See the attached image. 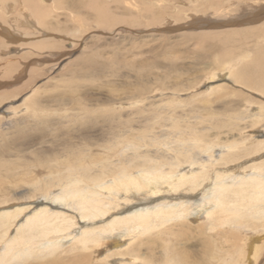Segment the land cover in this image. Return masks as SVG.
Here are the masks:
<instances>
[{
    "label": "rangeland",
    "instance_id": "374dc122",
    "mask_svg": "<svg viewBox=\"0 0 264 264\" xmlns=\"http://www.w3.org/2000/svg\"><path fill=\"white\" fill-rule=\"evenodd\" d=\"M9 1L12 5L0 3V209L21 204L36 207L42 198H33L32 179L49 173L31 166L47 158L61 163L81 151L89 157L87 149L97 152L89 143L104 139L100 128L108 119L113 126L114 119L119 124L130 121V127L150 130L160 139L173 137L172 132L179 136V130L200 131L213 145L197 157L207 166L216 164V171L227 168L240 175L253 165L264 167V150L243 154L244 161L221 160L228 156L226 146L231 143L251 148L254 142L264 141V87L239 83L233 76L251 67L252 51L264 46V21L230 24L243 14L234 5L249 0H222L216 6L212 0H74L83 4L73 10H68L73 0H40L49 9V22L57 24L58 30L51 31L37 25L26 0ZM243 7L249 10L251 2ZM68 11L77 14L74 19ZM42 32L49 36L44 38ZM248 33L252 36L247 42L234 43L233 53L226 56L218 37ZM43 40L57 48L34 47ZM125 132L119 129L117 134L126 136ZM53 190L58 193L62 188ZM78 221L70 237L82 230ZM234 221L216 231L190 220L174 221L135 242L128 237L118 250L105 242L86 253L72 236L64 240L59 253L64 260L81 257L87 264H181L185 259L197 264H264V215ZM133 256H139L138 262H128ZM41 262L30 259L20 264Z\"/></svg>",
    "mask_w": 264,
    "mask_h": 264
},
{
    "label": "bare ground",
    "instance_id": "6f19581e",
    "mask_svg": "<svg viewBox=\"0 0 264 264\" xmlns=\"http://www.w3.org/2000/svg\"><path fill=\"white\" fill-rule=\"evenodd\" d=\"M26 1L27 6L24 2L23 5L31 12L37 25L45 27L44 29L47 28L48 31L58 30L56 29L57 24L49 22V9L44 8L40 0ZM249 1L252 7L249 10L242 9L245 8L243 5ZM249 1L247 3L240 1L234 5L235 8L241 9L243 14L242 17L234 18L236 21L231 22V25L243 22L246 26H250L264 21V17H262L264 15V0ZM2 2L6 6L12 5V1L9 0L0 1V3ZM77 2L73 0L68 10L82 6L83 3L80 2L78 5ZM211 2L216 6V3L221 4L222 0H212ZM217 6L219 10L221 5ZM207 8L209 7L207 6ZM68 12L67 16H70L71 19L77 15L75 12ZM221 12L219 13L221 14ZM42 34L44 38L49 36L45 32ZM241 35L226 34L218 37L223 44L226 56L233 53L230 46L234 43L245 44L252 33ZM203 39H207V36H204ZM44 40L35 43L34 47L49 50L57 48L55 43ZM252 53L254 56L253 65L235 71L233 76L239 83L250 86L257 85V87L259 83L261 87H264V46L256 48ZM81 106L88 115H92L86 106ZM40 110L43 108L38 109V111ZM33 116L39 117L36 113H33ZM258 116L256 117L258 118ZM40 118L44 120V116H40ZM107 122L106 126L100 128L104 139L96 144L89 143L95 145L97 152L92 153V148H85L90 150L89 157L83 156L81 151L71 159L68 157L66 160H61V163L54 162L55 160L52 162V159L48 160L49 158L46 157V161H38L36 166H31L33 170L38 168L49 173V176H43L42 179H32L33 198L37 197L38 200V196H40L42 200L40 202L38 200L36 207L32 209L30 204L28 206L5 205L0 209V264H20L27 260L30 261V259L42 261L40 264H87L81 257L73 259L75 256L72 258L69 256L71 259L64 260L65 255L61 258L59 253L62 252L65 245L64 240L68 241L73 236L70 237L71 233L69 234V232L77 225L79 218L81 222L78 221V223L82 224V230L71 239H76L81 243L82 252L86 253L92 250V247L105 242L106 246H112V250H118L127 244L128 241L123 243V240L128 237H132V241L135 242L144 234L157 229L161 230L174 221L190 220V223H198L214 231L234 220L263 217L264 167L262 164L253 165L250 170L245 169V172H243V168V173L240 175L228 171L227 168L216 171V168L218 169L216 164L210 163L207 166L197 157L199 152L211 151L213 145V143L212 145L206 143L205 134L200 131L187 129L186 132H183L179 130L176 132L180 134L179 136H174V133L170 132L173 137L160 139L158 135L156 137L150 134V130L130 127V121L119 124V121L114 119V126L109 119ZM229 125L233 124L229 123ZM217 126L220 127L218 124ZM119 129L126 130V136L117 134ZM179 137L184 139L175 141V138L178 140ZM241 141L244 146L246 139ZM101 142L102 144L98 145ZM253 144L251 148H243L237 143H231L226 146V149L229 150L227 151L228 156H223L221 160L226 164L233 163L242 158L243 154L246 157L256 153L258 155L264 150V141H256ZM83 152L88 154L86 150ZM53 187H61L62 190L56 193L55 190L52 191ZM160 195L163 196L160 197ZM70 211L75 212L76 215L68 214ZM13 229L14 231L11 233ZM125 248L124 252L127 250ZM112 250L108 249L107 255ZM116 252L119 255L121 250ZM74 253L76 254V252ZM137 254L139 255V253ZM138 257L129 259L128 262L135 263V260L138 262ZM181 264L197 263H191L185 259Z\"/></svg>",
    "mask_w": 264,
    "mask_h": 264
}]
</instances>
